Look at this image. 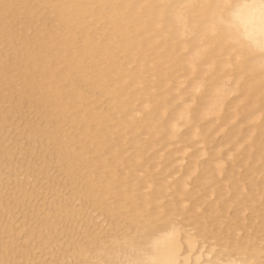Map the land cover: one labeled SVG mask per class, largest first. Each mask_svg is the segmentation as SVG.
Wrapping results in <instances>:
<instances>
[{
  "label": "bare ground",
  "instance_id": "1",
  "mask_svg": "<svg viewBox=\"0 0 264 264\" xmlns=\"http://www.w3.org/2000/svg\"><path fill=\"white\" fill-rule=\"evenodd\" d=\"M118 1L121 0H0V46L7 47L6 52L0 54V79L10 84L15 72L19 73V77L22 76L23 86L41 95L42 104L51 109L54 119L57 123L59 122L58 125L67 126L58 142L57 158L59 160L57 162L61 163L59 164L62 166L61 171L72 178L71 188L75 183H80L84 187L83 191L81 187L74 188V190L80 193L82 191V194L84 192L81 198L87 202V206L89 205L87 209L91 207L92 211L89 214L100 209L101 215H107L109 218L115 217L110 222L114 230H109L112 238L109 243L115 242L116 245L108 247V243L103 242V246L97 252L100 264H264V248L260 247L261 239L256 240L259 241L260 244L256 242L259 246L255 245L253 243L255 239H252L248 232L247 240L243 237L237 240L240 236L242 221L245 219L244 215V219L241 217L242 212H245V209L246 212L248 210L253 212L258 207L256 204L260 200L255 193L260 192V186L254 184V188L243 192L244 182L242 184V180L238 179L241 183H232L234 187L230 184L231 194H234H232L234 197L229 198L233 201L231 203H236L235 200L241 195L244 200H247L243 203L244 200L240 199L245 207L242 206L243 210H239L234 216L231 215L233 216L231 218L229 210L232 209V204H228L229 200L225 201L226 199L222 198L224 187H221L223 191L221 192L219 183L214 184V180L221 176V173L226 174L227 169L224 165L226 162L229 163V158L226 161V156H224V160L222 159V162L215 165L212 171L208 168L201 170L199 167L198 169L195 163L193 170L187 172L184 179L176 184H174L176 181L170 183L168 180L173 177V174L175 175L173 162L168 160L162 162L161 160L162 163L159 161L151 165L149 163V159L160 160L161 158L160 155L154 156L158 153V142L165 137L158 124L165 125L171 136L176 137L181 123L192 121L190 105L187 104L176 108L172 117L167 115L166 107L169 98L165 94L168 89L164 82L169 76L163 73L168 57L180 52L190 43L197 44L193 48V58L186 64L191 72L198 69L195 61L213 59L215 49L225 45L231 49H238L241 63L248 65L250 70L245 81L240 82L241 84H238L236 80V87H230L231 84H222L212 89L213 99L206 102L202 108L200 106V118L193 128V137L215 140V135L228 128L229 130L224 131V134L229 137L235 151L240 150L241 141L243 143L250 141L247 143L249 146L246 144L248 147L246 145L242 147L248 149L257 146L258 151H255L257 157L253 151L251 152V148L245 152V160L256 157L257 160L264 162V125H261L264 124V67L255 65L253 55L230 43L222 32L218 31L213 34L207 28L209 9L203 6L205 0H123L122 2L130 8L124 12L118 8L120 3ZM94 5L98 6L94 7ZM110 8L107 15H112L111 19H106L107 15H100V11L103 12ZM139 9L142 13H137ZM144 17L149 19L141 29L145 31L144 35H149L153 31H157V35H164L165 52H156L157 61L150 60L147 54L151 42L138 40L134 36L137 28L141 27L140 21ZM14 23L17 26H14ZM109 23H112L111 32L105 33V27ZM196 33L198 39L194 38ZM206 38L209 41L205 42L208 46L199 44ZM195 40H198L196 41L198 43H195ZM133 50H138L139 53L136 54ZM125 58L137 63L138 67L126 69ZM214 65L212 60L207 64L208 73L215 74ZM115 72L121 75L117 84L112 83L115 79L111 75ZM178 85L181 86V83ZM131 88H135L136 95L146 102L139 110L140 114L134 113L133 108L130 111L125 110L133 104L131 101L133 94L128 92ZM199 88L200 86L197 85L196 89ZM31 90L27 92L30 93ZM231 94L244 97V99L231 100L225 108V102ZM98 102L101 105H94ZM151 103L155 108H151ZM105 104L108 109L117 107L121 111H109V114L104 115ZM135 114L140 115L138 121L144 122L145 125L138 128L133 126L138 119ZM211 114H215L216 123L210 124L204 136L199 132L198 123L207 120ZM125 116L128 117L121 120ZM248 123H253L250 126L252 130L245 127ZM142 136H147V138ZM226 141L227 139H223L218 146V152L214 157L212 156L213 158L218 157V154L224 150L222 146ZM132 149H134L133 152H131ZM228 154H226L227 157ZM256 159L253 161L255 162ZM250 164L248 166L252 168ZM261 167L264 168V166H259V169ZM16 169L18 170V167ZM199 170L208 172V176L201 184L208 187L210 185L209 188L213 184L217 185L216 190L210 191L214 186L210 190L209 188L204 189L205 187L197 191L191 190L189 182ZM42 172L39 171L38 174L43 176ZM46 174H49L46 175L47 177L51 176L49 171ZM53 182L51 183L54 184ZM246 187L245 185L244 189ZM224 189L226 191V188ZM227 191L229 194L228 188ZM39 192H34L35 196L40 195ZM77 192L73 193L76 195ZM242 192L247 194L243 195ZM191 194L197 195V198L191 201L192 205L189 202L193 198L187 196ZM228 194L226 193L225 196ZM27 195L24 193L23 196ZM211 195L220 199L218 203L221 204V209L218 203L215 204L218 200L215 203L213 201L208 207L210 212L207 213L205 209L203 211L202 206H204L203 203L206 205L211 200L209 199L213 197ZM62 197L63 195L60 201L47 204L54 206V212H57V206L60 214L57 212L56 216L48 215L49 218L46 219L48 224L43 230L23 234V228L20 227L22 238L25 237L23 243L28 245V249H32L30 253H35L36 246L30 243V239L41 237L42 232H46L47 237L45 235L43 240L46 242L44 244L50 248L53 247L51 246L53 240L56 243L59 241L58 238L52 240V235L60 234L58 231L63 230L64 234L60 236L64 235L65 239L69 238V242L63 246L67 247L64 253L74 251L77 253L76 257L80 256L81 260L87 262L93 254L89 255L93 247L87 244V234L90 231L84 228L76 229L80 221L75 220L76 217L80 218L79 215L85 210L82 208L76 210L79 207L77 205H70L69 207H73L74 210H68L63 204L68 205L71 202L67 203V199ZM19 199L17 197V200ZM34 200L29 197L25 201L30 206ZM17 206L23 207L24 203L19 202ZM87 209L86 212L90 211ZM70 212L73 213L72 221H69L71 220ZM40 215L39 213L36 216L40 217ZM60 217L63 222L59 221ZM227 219L230 222L227 223ZM97 220L94 216L89 219L88 223L91 228L100 224ZM0 222L3 223L2 220ZM10 225L12 226L7 229L8 232L2 231V233L14 242L10 246L4 245L8 244V241L3 242L6 241L5 237H0V248L4 247L5 250L10 247L11 249L10 251L9 249L8 251L1 250L2 259L4 263L23 264L21 260L25 258V255L19 256L15 253L16 249L21 246L17 245L21 236H12L10 231L15 228L13 221ZM18 229L16 228V231ZM1 230L2 227H0ZM125 230L127 231L124 232ZM254 233L251 236H254ZM71 239H76V242L71 244ZM41 247V245L38 246V248ZM100 250L105 251L100 254ZM25 259L28 263L33 260L30 256ZM91 262L90 264H93L94 259ZM59 263L68 264V261L64 259ZM96 263L95 261L94 264Z\"/></svg>",
  "mask_w": 264,
  "mask_h": 264
},
{
  "label": "rangeland",
  "instance_id": "2",
  "mask_svg": "<svg viewBox=\"0 0 264 264\" xmlns=\"http://www.w3.org/2000/svg\"><path fill=\"white\" fill-rule=\"evenodd\" d=\"M122 1L123 0L118 1V2H120L118 8L120 9L121 12L128 11V9H130L129 6H126ZM96 6H98V5H94V7H96ZM110 10H111V8L106 10V11H103V12L100 11L101 12L100 15L106 16ZM137 13H142V10L141 9L137 10ZM111 16L112 15H110V16L107 15L106 19H108V20L111 19ZM148 20H149L148 18L144 17V19H142L140 21L141 27L137 28V32L134 36L138 40H141L144 42L146 41L149 43L151 42V46H150L147 54L150 56L149 57L150 60L157 61L156 52L157 53H164L165 52V45L163 43L164 35H162V34L157 35L158 34L157 31H155V32L153 31L149 35H144L145 31H141V29H142V27H144L146 25ZM13 25L15 26L16 24L14 23ZM111 26H112V23L107 24L104 32L105 33L111 32L110 31ZM194 38L198 39L197 33L194 35ZM196 41H198V40H195V43H198ZM205 42H209L207 38L203 39V41L199 44L207 45ZM195 45H197V44L190 43L184 49H181L180 52L168 57V59H167L168 62H166V65L163 67L164 75L169 76V78L166 79V81L164 82L165 84H167V89H168V91L165 94L168 95V98H169V102H168L167 107H166L168 109L167 115L169 117H172V114L176 108L187 104V105H190V113H191L190 115H191L192 121L190 123H185V122L181 123L180 130H179L176 137L171 136L170 131L167 130L168 128L166 129L165 125H162V123L158 124L159 129H161L163 131V134L165 137L163 140L158 142V147H157L158 153L154 156L160 155L161 158H160V160L149 159V163L151 165V163L155 164L158 161L161 162V160H162V162H164L166 160H168L169 162H173L172 166L175 169V172H174L175 175L173 174V177L168 179V180L170 181V183L173 181H176L174 183V184H176L180 180L184 179L187 172L193 170V166H195L194 165L195 163H197L196 165H197L198 169H199V167L201 170H202V168H204L203 170H205V168H208L210 171H212L213 168L215 167V165H217L219 162H222V159L224 156H226V158L224 157L226 161H227V158H229L228 159L229 163H227L225 161L226 165H224L225 169H227L226 174L224 172H223L224 174L221 173V176H218V178L220 177L219 178L220 180L218 178L215 179L214 184L219 183L218 184V186H220L219 191H221V192L224 191L223 192L224 196L226 193L228 194L227 188L229 189L228 196H225L226 198H224V196L222 197L223 200L226 199L225 201H228V200L230 201V202L228 201V204H232V209L229 210L230 214L227 212L229 214V216L236 215L239 212V210H243L242 206L245 207V205L241 203L244 200L242 195L239 199L233 198L234 200L236 199L235 200L236 203H231L232 200H230L229 198L234 197V196H232L233 193L231 194L232 183H234V184H235V182L241 183L240 181L242 180V184L244 182V186L242 185L243 186V189H242L243 192L249 188H254L255 187L254 184H258V186H260L261 190L258 193L259 194L261 193V195H259L257 192L255 193L256 197L260 200L259 203L256 204L258 207H260V208H258V207L256 208V210L259 212H257L256 210H254L253 212L248 210L246 212V209H245V212L244 211L242 212L241 217H243V215H244L245 219L243 217L244 221H242L241 230L239 232L240 236L237 237V240H238V238L242 239L240 237H243V239L244 238L246 239L248 236V232H250L249 236L252 239H255V241L253 240V243H255V245H257L256 240L261 239V241H260L261 244L258 243L259 241L257 243L261 245L260 247L263 246V248H264V212H263L264 211V207H263L264 206V200H263L264 199V197H263L264 196L263 195V193H264V173H263L264 168L261 167L262 169L261 168L259 169V166H264V162L262 160H261L262 161L261 162V161H259V159L258 160L256 159L257 155L255 154V151L257 150L256 149L257 146L248 148V149L252 148L251 152L253 151L255 156H256L255 158H253L254 156H252L253 159H249V160L247 159L248 163L250 162V160L252 161V162H250L251 164L249 163L250 166L252 167V168H250L248 166L249 164L246 163L247 160H245V152H247L248 149L247 148H244L245 150L243 149V147H245V145L247 143H249L250 141H246V142L244 141L245 143H243L241 141L240 145H241V147L242 146L243 147L241 148L239 146L240 150L235 151L232 148V144L229 140V137H227V135L225 136V134H224V131H226L228 128H225V130L222 133L220 132L219 134L215 135V140H212V138L203 140V139H200V137L194 138L192 135L193 134V128H194V126H196L195 124L197 121H199V118H200V115H199L201 112L200 106L202 108L203 106H205L206 102L213 99L212 89L214 87L220 86L222 84H228V85L231 84L230 87H232V88L236 87V80H237L238 84H241L240 82L245 81V79L247 78V76L250 72L249 67L244 62L241 63V59H239V50L238 49H231L228 47V45H225V46H222L220 48L215 49L213 59H210V60L202 59L200 61H195L196 65L198 66L197 67L198 69L195 72H191L190 67L189 66L187 67L186 64H188V62L193 58L192 53H193V48ZM4 46L5 45L0 46V49H1L0 54L1 55L4 54L7 50V47L6 46L4 47ZM2 49H3V51H2ZM133 52L136 54L139 53L138 50H133ZM123 54H126V53H123ZM211 60L213 61V64H215L213 66V69L215 70V74L207 72V64H209V62ZM124 61L126 63V69H132V68L138 67L137 63L131 62L129 58H125ZM224 65H225V67H224ZM239 65H241V67ZM10 76H12V75H10ZM111 76L115 79L112 83H115V84L119 83V81L121 79V75H118L115 72ZM21 77H19V73L17 74L15 72V75H13V79H12V82L10 84H8L2 78L0 79L1 80L0 81V198L3 199V200L0 199V221L1 220L3 221L2 224L0 222V225H1L0 227H2V230L0 231V237L1 238L5 237L4 239H6V241H3V242L8 241V244L6 243L4 245L10 246L11 244H13L14 240L7 239L6 234H5L8 232L7 229L12 226V225H10V222L13 221V223H14L13 226L15 228L12 231H10V234H12V236H15V235L19 236V237L21 236V238H20L21 240L20 239L18 241L16 240L18 242L17 245L18 246L21 245V246H19V248L16 249L17 252H15V253L18 254L19 256H21V254L22 255L24 254L25 258L28 256L33 258V260L29 263L25 262V260H26L25 258H22L21 263L24 262L23 264H60L59 262L63 261L64 259H66V261H68V264H90V263H92L91 262L92 259H94V262L95 261L97 262L96 264H100L101 262H99V259L97 258V256H98L97 252L103 246V242L108 243L107 244L108 247H114L116 245L115 242H113V243L111 242V244L109 243L112 240V238L109 235V230H114V227L111 226L110 222H112V219H115V217L109 218L107 215H101L100 209L98 211L97 210L93 211L92 214H89L92 211L91 207H89V209H87L89 205L87 206L86 205L87 202L82 200V198H81L82 196H84V192L82 194L84 187H82L80 185V183H77V184L75 183V185L72 187L73 189L71 188L70 181L72 180V178L69 176H66L63 173V171H61L62 166L59 165L61 163L57 162L59 160L57 158V153L59 150V144H58L59 137L61 138L60 135L63 131L66 130L67 126L60 127L58 125L59 122L57 123L56 119H54L53 113L51 112V109L49 107H46L44 104H42V100L40 99L41 95L35 91H32L30 88H27V87L25 88L23 86ZM227 78L230 80V82ZM179 83H181V86L178 85ZM232 83H234V84L232 85ZM197 85L200 86L199 89H196ZM28 89H30L33 93L32 92L28 93L30 91ZM25 91L26 92L28 91V92L26 93ZM128 92L131 95L133 94L132 95L133 97L131 100V101H133V104H132V107H129V108L127 107V108H125V110L130 111L131 108H133L135 110V111H133L134 113H139L140 112L139 110L142 109V107L146 103L145 100L142 99L139 95H136L137 93L135 92V88L129 89ZM34 93H35V95H34ZM242 99H244V97H237L235 94L229 95L228 99L225 102V108H227L226 106L228 105V102H230L231 100L236 101V100H242ZM94 105L99 106V105H101V103L98 102ZM151 108H155L153 106V103H151ZM104 110H105L104 115L109 114V111H112V112L113 111H121L117 107H114L112 109H108L106 104L104 105ZM139 114H135V116L138 118L135 121V123L133 124V126L135 128H138L140 126L145 125L144 122L138 121V120H140ZM127 117L125 116V117L121 118V120L124 118H127ZM215 117H216L215 114H211L210 116L207 117V120L198 123L200 134H203L204 136L206 135L205 132H206L207 128L210 126V124H212L213 122L216 123V121H214ZM147 124H149V123H147ZM249 124L250 123H248V125L247 124L245 125V127L247 126V129H251L250 126L253 123H251L250 125ZM261 125H264V124L262 123ZM232 127H234V126H232ZM41 128H42V130H41ZM232 129H234V128H232ZM153 131L155 132V129ZM142 137L147 138V136H142ZM223 139H227V141L222 146V148L224 149V150L222 149L223 151H221V153L223 152L222 155L220 153V154H218L219 158L218 157L213 158L215 156V154L218 152V150H219L218 146L221 144ZM247 145L249 146V144H247ZM247 145H246V147H248ZM202 149L206 150V151H203ZM242 149H243V151H242ZM33 151L35 152V154ZM133 151H134V149H132L131 152H133ZM224 151H225V154H224ZM201 152H202V154H201ZM203 153H205V154H203ZM228 153L231 154L232 157H229L231 155H229ZM45 154H47V155H45ZM51 154H53V155H51ZM200 154L203 156L201 157ZM226 154H228V157ZM233 154H235V156H233ZM236 156H238V157H236ZM35 157L37 158V160ZM198 157H200V158H198ZM234 157H235V159H234ZM32 159H34V160H32ZM239 159H241V160H239ZM254 159H256L255 162L253 161ZM18 160L20 162H18ZM245 164L246 165L248 164V165L245 166ZM21 165H22V167H21ZM253 165H255L257 167H255ZM16 167H18V170L16 169ZM22 169H24V170H22ZM59 169H60V172H59ZM208 169H206V170L208 171ZM201 170L197 171L195 173V175L192 176V178L190 180L191 182H189V184H190L189 186H191L190 188L193 191L203 189L204 187H205L204 189H206V188L208 189L210 187V185L208 187L207 185L203 186L201 184V182L205 181V177L208 176L209 171L207 172V171H201ZM39 171H40V173L43 171L42 172L43 176H42V174H38ZM47 171H49L51 176H48V177L46 176V175H49V174H46ZM203 172H207V173L205 174ZM15 175H17V176H15ZM209 175H210V173H209ZM230 176H232V177H230ZM240 177L242 179H240ZM19 178L22 180H20ZM59 178H62V179L59 180ZM228 178H229V181H227ZM238 179L240 181H238ZM67 180L69 181V183ZM230 180H231V182H230ZM59 181H61V182H59ZM51 182H53L54 184L56 182L55 186ZM26 183H27V185H26ZM226 183L228 184V186L230 184L231 185L228 187ZM214 184L211 185V188H212V186H214L212 189L209 188V190L211 189L210 191L216 190L218 188V186L214 185ZM234 184L232 185V187H234ZM23 185L25 187L26 186L27 187L25 188ZM245 185L247 187L244 189ZM34 186H35L36 190L33 189ZM197 186H198V188H197ZM77 187H81L80 188L82 190L81 193L74 190V188H77ZM221 187L226 188V191L224 188L222 191ZM38 189H40V190H38ZM61 191H62V193H61ZM34 192L35 193L39 192L40 195L35 196ZM73 192H75V193L77 192V194L75 195V193H73ZM24 193H26L28 195L23 196ZM79 193H80V195H79ZM245 194H247V193H245ZM245 194L243 193V195H245ZM257 194H258V196H257ZM14 195H16V197ZM62 195H63L64 199H67V203L71 202V203H68V205L63 204L66 208H68V210H74L73 207H69L70 205L79 206V207H77V209L75 208L76 210H80V208H82V210L83 209L85 210L82 212V214H80L82 217L79 215L80 218L76 217L75 220L80 221L79 222L80 225L78 224L79 227H76V229L79 230L80 228H84V229L90 231L89 234H87V237H88L87 244L89 247H93V249L90 251L89 255H91V253H93V254H92V258L90 260H88L87 262L81 260L80 256L76 257L77 253H75L74 251H72V252L69 251L68 253H64L67 250V247H63V246H64V244H67V242H69V238L65 239L66 237L64 235L62 237L60 236V234L62 235V233L64 232L63 230L58 231L60 234L57 233V235H52V237H51V235H49V237H51L52 240H53V238L59 239V241L57 243H56V241L53 240V242L51 243V246H53V247H50V248H49V246H46L44 244V243H46L43 240L45 237H47V235L45 234L46 232L45 233L42 232L41 237L37 236L36 239H34V240L30 239V241H31L30 243H32V245L35 244V246H36L35 247V250H36L35 253H30L32 249H28L27 248L28 245L23 243L25 241V237L22 238L23 234L30 233L31 231L35 232L39 229L43 230L44 226L46 224H48V221L46 220L47 218H49L48 215L49 216H52V215L56 216V214H58V213L60 214V212H58L59 208L57 206H56L57 210L56 209L55 210L58 213L53 211L54 206L52 207V205H47V204H50V202L53 203L54 201L55 202L60 201ZM191 195H187L188 198H191V197L193 198V199H190L189 204L191 203V201H193L195 198H197V195H195V194L192 196ZM211 196H213V197H211V198H209L210 196L208 197L209 199H211V200H209L210 202L208 201L206 203V205H205V203H203L204 206H202L203 211L206 210V211H208L207 213L210 212L208 207H210L211 202L213 203V201H214V203H215V201L218 200V199H216L215 195H211ZM17 197L20 198L19 199L20 201L17 200ZM26 197L27 198L31 197V199H35L32 202L33 204L31 203L29 206L27 201H25L27 199ZM11 198H13V199H11ZM245 199H247V198H245ZM219 200L215 204H217L218 202L220 203ZM15 201H16V203H15ZM245 201H247V200H244L243 203H245ZM19 202L24 203V206H23L24 208L22 206L21 207L17 206V204ZM78 202H79V204H78ZM26 203L28 204V206H26L27 205ZM72 203H75V204H72ZM208 203H209V206H208ZM219 203L217 205H219ZM261 203L263 206L261 205ZM8 204H10V205H8ZM191 205H192V203H191ZM191 205H188V206H191ZM220 205H219V208H220ZM31 206H34V207H31ZM10 208H11V210H10ZM13 209H14V211H13ZM29 209H30V211H29ZM86 209L90 210V211L86 212ZM202 209L200 210L201 212H202ZM234 210H236L237 212H235ZM3 211H5V212H3ZM200 211H198V212H200ZM38 212L41 214L40 215L41 219H40V217L36 216L37 214H39ZM50 212H52V213H50ZM9 213H12V214H9ZM95 213H96V215H95ZM69 214H71V212ZM251 215H252V217H251ZM255 215H256V217H254ZM72 216H73V213L70 215L71 220H69V221H72ZM88 216L90 218H87ZM93 216L96 219H98L97 222L100 224L96 225V227H94V228L93 227L91 228L90 224L88 222H89V219H91V217H93ZM233 216H231V218ZM248 216H249V218H248ZM221 217L223 218V216H221ZM3 219H5V220H3ZM37 220H38V222H37ZM61 220H62V218L60 217L59 221L63 222ZM64 221H65V219H64ZM228 222H230V220H228L227 223ZM34 223H36V224H34ZM243 223L246 225H244ZM4 225H5V227H3ZM20 227L23 228V231H22L23 234L20 233V230H21ZM24 227H26V228H24ZM250 227H252V228L250 229ZM16 228H19L18 231H16ZM249 229H250V231H248ZM2 231L3 232L5 231V233H2ZM66 231H68V230H66ZM126 231L127 230H125L124 232H126ZM245 231H246V233H245ZM256 231H257V233H256ZM252 233H254L253 234L254 236H251ZM243 234H245V235H243ZM250 237H248V239ZM60 238H62V239H60ZM11 239H13V238H11ZM52 240L50 239V241H52ZM36 241H38V242H36ZM71 241H72L71 244H74L76 242V239H74V240L71 239ZM9 242H11V243H9ZM61 243H63V244L61 245ZM40 245L42 247L38 248V246L40 247ZM60 246H61V249L63 250V252L61 249H59ZM257 246H259V245H257ZM8 249H9V251L11 250L10 247H8L7 249L5 248L6 251H8ZM1 250L5 251L4 247L0 248V264H10V263H4V261L2 259V251ZM25 250H27V251H25ZM104 251L105 250H100V254L104 253ZM94 262H93V264H94Z\"/></svg>",
  "mask_w": 264,
  "mask_h": 264
},
{
  "label": "clouds",
  "instance_id": "3",
  "mask_svg": "<svg viewBox=\"0 0 264 264\" xmlns=\"http://www.w3.org/2000/svg\"><path fill=\"white\" fill-rule=\"evenodd\" d=\"M209 9L207 28L222 32L230 43L254 57L264 67V0H205Z\"/></svg>",
  "mask_w": 264,
  "mask_h": 264
}]
</instances>
